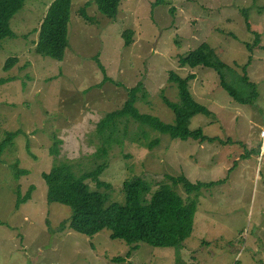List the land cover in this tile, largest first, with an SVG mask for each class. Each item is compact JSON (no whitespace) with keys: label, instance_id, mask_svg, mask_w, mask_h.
Segmentation results:
<instances>
[{"label":"rangeland","instance_id":"rangeland-1","mask_svg":"<svg viewBox=\"0 0 264 264\" xmlns=\"http://www.w3.org/2000/svg\"><path fill=\"white\" fill-rule=\"evenodd\" d=\"M53 1L28 0L11 22L18 39L0 44V80H12L0 84V145L9 133H20L0 164V264H175L173 248L139 243L131 251L125 241L111 239L107 229L91 237L60 230L72 213L48 203L43 178L55 162L71 164L80 175L104 161L97 124L123 108L127 89L138 82L146 91L136 103L138 112L173 124L172 112L161 101L162 94L178 100L168 82L171 71L183 78L195 76L190 93L213 114L195 117L189 129H202L222 142L172 140L146 129L147 142L158 140L148 149L132 141L137 126L131 122L121 134L122 143L106 158L108 168L100 178L110 188L87 181L90 191L107 194L106 207L124 206L123 183L134 177L148 181L153 190L170 184L166 175H184L192 182L227 179L202 190L181 262L264 264V0H162L157 6L156 0H121L114 21L99 13L93 0H72L69 48L62 62L36 54L38 32ZM87 1L93 25L78 16ZM126 31L134 33L128 48ZM202 44L229 66L227 79L236 88L244 73L256 85L251 104L235 101L213 69L180 67L179 57ZM95 57L123 87L99 86L104 73ZM12 58L18 62L5 70ZM54 137L61 141L57 158L51 153ZM32 186V199L17 211V192L24 196ZM173 189L186 202L183 188Z\"/></svg>","mask_w":264,"mask_h":264},{"label":"trees","instance_id":"trees-1","mask_svg":"<svg viewBox=\"0 0 264 264\" xmlns=\"http://www.w3.org/2000/svg\"><path fill=\"white\" fill-rule=\"evenodd\" d=\"M28 0H0V44L6 40H16L18 36L11 28V22L18 16ZM97 5L99 13L107 19L114 21L119 14L121 0H93ZM162 3L156 0L153 6ZM72 0H54L48 8L47 15L39 29L36 54L42 58L53 59L62 62L66 57L69 48V25ZM90 2L87 1L78 10L79 18L89 24H94V19L87 14ZM248 30L251 29L249 22H246ZM133 31H126L123 34L124 46L128 48L132 44ZM256 35L258 43V35ZM248 49L251 48L248 45ZM97 61L100 70L104 73L100 87L106 83H112L118 87H123L122 83L110 78L105 67L98 57ZM18 62L17 58L6 61L5 70H10ZM180 67L195 69L206 67L217 72L220 78L221 87L240 104H251L257 98L256 85L249 81L244 75L238 78L240 86L238 88L227 79L226 70L229 66L224 63L208 44H202L196 50L180 56L178 59ZM246 67H244V70ZM195 78L194 75L180 77L175 72H170L168 82L175 86L177 90V102L170 101L163 94L161 101L165 107L172 112L174 123L164 124L158 118L140 114L136 109V103L146 97V91L141 82L135 87L127 89L128 99L121 110L106 115L98 124L97 135L102 140V147L99 149V156L104 159L91 170L76 175L72 165L67 162H55L48 173L43 174L47 184V200L49 204L60 205L71 210V218L61 225L62 231H73L75 233L93 236L107 229L111 231V239L123 240L131 245V251L139 248V243L147 244L153 248H173L175 250V264H183L180 258V250L183 242L192 235L195 225L199 198L203 189L212 188L226 183L227 179L211 182H192L184 175L177 177L166 175L170 182L160 184L156 189H152L151 184L140 178L134 177L123 183L125 193V205L111 204L108 207L107 194L90 191L87 181H91L100 188H110L108 183L101 180V175L108 168V157L110 149L122 143L121 134L127 133V125L133 123L137 126L132 141L139 146L152 149L158 144V140L147 142L149 131L167 135L172 140L187 141L193 140L200 143L222 142L216 137H208L203 134L202 129L190 130L189 125L197 116L211 118L212 113L195 100L189 90V81ZM10 79L0 80V84L10 82ZM123 126V128H122ZM19 131L8 134L7 140L0 145V164L9 147L19 135ZM144 143H143V142ZM57 137H54V144L51 149L52 155L60 154ZM57 158V157H55ZM18 167L15 166V169ZM28 174L27 171H21ZM18 174V173H16ZM181 186L188 196L186 202L173 189ZM35 187L32 186L26 195L22 196L17 192L16 210L27 204L32 199ZM131 253L127 254V258ZM126 259V258H125ZM118 258L116 261H123Z\"/></svg>","mask_w":264,"mask_h":264}]
</instances>
